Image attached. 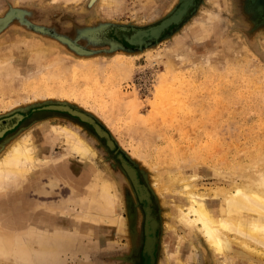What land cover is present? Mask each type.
<instances>
[{"label": "rangeland", "instance_id": "rangeland-1", "mask_svg": "<svg viewBox=\"0 0 264 264\" xmlns=\"http://www.w3.org/2000/svg\"><path fill=\"white\" fill-rule=\"evenodd\" d=\"M73 1L0 0V61L10 67L0 86V155L31 132L35 154L49 161L17 188L0 189L1 228L12 242L5 255L0 237V264H144L143 246L148 262L158 224L154 264H216L197 230L173 217L169 189L156 191L155 183L195 175L200 192L222 188L249 179L243 169L264 161V0H194L177 25L143 48L125 38L155 30L190 0ZM143 31L132 41L143 42ZM163 88L181 96L157 108ZM50 104L93 118L115 150L79 118L42 108ZM58 123L95 149L89 165L66 153L64 135L53 129ZM114 151L148 187L156 226L148 227L152 211L144 216L145 189L133 190ZM65 165L83 168V181L64 178ZM53 172L59 189L38 192L44 183L48 190ZM103 177L119 191L126 234L80 212Z\"/></svg>", "mask_w": 264, "mask_h": 264}, {"label": "bare ground", "instance_id": "bare-ground-1", "mask_svg": "<svg viewBox=\"0 0 264 264\" xmlns=\"http://www.w3.org/2000/svg\"><path fill=\"white\" fill-rule=\"evenodd\" d=\"M70 1L71 0H69V2ZM108 1L109 0H102V2L104 3V4L102 3V5L104 6L105 4L107 5ZM181 1L182 0H180L178 6L181 4ZM175 9L176 8H174L172 12ZM182 11L184 10H181L179 13H181ZM170 15H168V17ZM145 29H139L138 31L140 32L141 30H145ZM153 32L155 31L153 30L151 32L143 33L141 36L142 39L144 40L145 38L152 36ZM45 46L46 45L41 44L39 46L40 48L38 47V50L42 52ZM143 47L145 46H142L141 48ZM5 61H3V63L0 61V86L3 85V83L5 82L4 77L6 76V73H8V70L10 69V67L8 66L9 64L7 65L6 63H4ZM7 77L8 76H6L5 78ZM0 89H2V87H0ZM166 89H168V87ZM166 89L163 88L160 91L161 92L160 94H162L163 98L161 97V95L158 96V94L157 95L154 94L155 98L156 96H158V100H159L156 103L160 102L159 106L158 104L156 105L154 103V105L158 106L157 108L160 107V104H162V101L164 99L167 98L172 99L173 97L175 98V94L177 95L179 93L178 91H177L178 93L177 92L174 93L172 91V88L169 89L168 91H166ZM59 90L69 94L72 92L71 88L67 90L61 86ZM156 92L158 93L159 90ZM178 96L181 95L178 94ZM65 99H67L66 96ZM181 100L182 98L179 99L178 101H180L181 103L182 102ZM168 101H166L165 104L166 108L170 106L167 105ZM50 105H56V104H50ZM170 107L173 106L171 105ZM172 109L176 110L175 108ZM53 129L57 130L62 135H64L65 143L67 146L66 153H68V155H71L73 157L77 156L87 164L89 160H92V157L95 156V149L92 148V146L88 144V141H86L75 130H72L67 125L61 123H58V125L53 126ZM1 132L2 130L0 128V135ZM36 149L37 148L35 145L34 137L30 132L21 135L12 144L7 146L3 150V152L0 155V189L3 186L5 187L7 185L13 187L15 186V188H17L18 186H20V184H22L24 180L27 179L28 176L30 175L33 176L34 172L39 171V169L49 167L48 159L42 158V156L40 155L38 157V155L35 154ZM257 156H259V154ZM254 157L255 159H257L256 156ZM60 166L62 167L61 164ZM63 168L64 169L62 170H63L64 178L68 179V175L71 174V179L74 182V184L78 183L76 181L79 180L83 181L84 178L83 174L85 172L83 168L70 166V165L69 166L65 165ZM243 170L247 172L249 171V179L241 181V183L238 184H236L234 181L229 182L225 184V186H223L222 188H216V189L209 188L202 192L199 191V189L195 184V181L198 178L195 175L188 178H182L179 177V175L177 176L174 175L175 177L173 176V178L164 176L162 181H166V182H161V180H159L157 184L155 183L156 191L159 185L161 188L166 187L169 189L170 195L174 196L173 217L178 218L179 220L187 221L189 225H191L197 230L195 231L197 232L196 234L200 236L204 245L208 248L209 251L212 252L216 264H249L248 260L252 261L250 256L255 257L257 263L264 264V161L263 162L261 161V163L257 164L256 167L254 168L253 166H251V168L247 166ZM53 173L55 175L54 178L53 179L51 178L49 182L46 184L48 190L45 189V185H44L45 183H44L42 186L38 187L37 189L38 192L46 195V194H50L51 191H53L54 189L60 187L59 185L60 175L57 174L56 172ZM127 174L129 176V173ZM88 196L89 198L85 200L83 207H81L82 210L80 211L82 212V214H84L87 217L86 220H89L90 222L93 220L95 223L104 221L109 225H113L114 228L117 231H119V233L121 234L127 233V229L124 224V218H122L121 216V212L123 210L122 208H120L122 204L120 202L121 197L119 191L116 189L115 185L111 182V180H106L104 177L101 178L100 183L98 184L97 192L96 193L93 192ZM70 199L68 200L70 201L79 200V198L76 196ZM153 215H152L153 218L148 219L149 222L148 227L152 225L154 227L157 224L156 222H158L157 219L155 218V215L154 216ZM1 227L2 224L0 223V235H1L0 237H2L4 243L3 247L5 249L4 248L3 249L6 255V253L8 254L9 251L11 250L10 247L12 248V242L7 237V235H4L3 233L4 231H2L3 227L2 228ZM194 237L196 238V235ZM190 245H191L190 246L191 249L195 248L194 241L190 240ZM233 246H237L241 248V250L243 251L235 252L233 251L234 250L232 248ZM146 249L147 248H145V250ZM245 252H247L248 254L246 255Z\"/></svg>", "mask_w": 264, "mask_h": 264}, {"label": "water", "instance_id": "water-1", "mask_svg": "<svg viewBox=\"0 0 264 264\" xmlns=\"http://www.w3.org/2000/svg\"><path fill=\"white\" fill-rule=\"evenodd\" d=\"M193 3H194V0H190V3L188 5V7L186 8V10L182 11L178 15L170 16L169 18L164 19L158 25L153 27L154 29H156V30H154L155 32H153L152 36L145 38L143 40V42H133L132 41V39L139 32L138 30H136L130 37L125 38L126 42L129 45H133V46H136L138 48H141L142 46L148 45L149 41L158 39L159 36L161 35V33H163V31L168 29L170 26L177 25L183 19V17H185L187 15L189 9L193 6ZM149 30H150V28L146 29V31H149ZM144 32H145V30L141 33H144ZM42 108L47 109V110L66 111L69 114L79 118L81 121L91 125L92 128L94 129L95 133L100 138H104L106 140V145L108 146V148L110 150H115L114 143L110 140L108 134L105 131H103L102 128L90 116H88V115H86V114H84L78 110L72 109L69 106L63 105V104L46 105ZM14 117L20 118L21 116L15 115ZM5 131H6V129H2L1 135ZM114 153L116 154L118 160L120 161L121 167L123 168L125 173L126 174L129 173V176H128V174H127V176H128V178L130 177L129 180H130L133 188H135V190L138 188L145 189V195H146L145 197L147 199L146 203L148 204L147 206L149 209L143 203V211H144L145 218H147V215H146L147 211H149V210L152 211V207H153V202L151 200L148 187H146V185L140 183L139 178H138V171L134 168V166L131 163H129L121 154H118L116 151H114ZM139 202L142 203L140 200H139ZM145 226H146V224H145ZM158 226H159V224L156 226L155 231H154V244H153V249L150 253V258H149L148 262H147L145 252H144L146 244H144V246H143L142 256L144 258V264H154L155 263V249H156V244H157L156 231H157ZM145 243H146V236H145Z\"/></svg>", "mask_w": 264, "mask_h": 264}, {"label": "flooded vegetation", "instance_id": "flooded-vegetation-1", "mask_svg": "<svg viewBox=\"0 0 264 264\" xmlns=\"http://www.w3.org/2000/svg\"><path fill=\"white\" fill-rule=\"evenodd\" d=\"M138 178H139V175H138ZM139 181H140V178H139ZM140 183L141 184H143L141 181H140ZM133 187V186H132ZM133 190H134V188H133ZM142 204V203H141ZM142 207H143V204H142ZM152 213H153V209H152ZM154 214V213H153ZM155 215V214H154ZM155 218H156V216H155Z\"/></svg>", "mask_w": 264, "mask_h": 264}]
</instances>
